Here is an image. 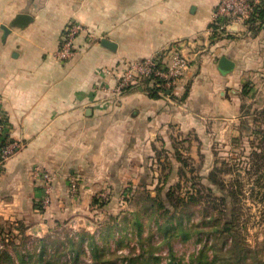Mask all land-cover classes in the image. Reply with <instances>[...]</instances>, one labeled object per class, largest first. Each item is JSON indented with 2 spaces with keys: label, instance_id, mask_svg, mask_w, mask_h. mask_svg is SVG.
I'll return each mask as SVG.
<instances>
[{
  "label": "crops",
  "instance_id": "1",
  "mask_svg": "<svg viewBox=\"0 0 264 264\" xmlns=\"http://www.w3.org/2000/svg\"><path fill=\"white\" fill-rule=\"evenodd\" d=\"M218 2L0 0V107L26 145L0 170V219L15 193L32 190V169L52 172L66 195L72 179L92 191L106 176L139 175L140 161L160 150L218 158L212 145L234 140L252 112L243 110L256 94L264 99V20L214 31ZM73 23L83 27L78 51L63 60L57 51ZM174 49L190 67L172 89L143 79L115 91L126 64L169 63ZM223 57L233 68L220 67Z\"/></svg>",
  "mask_w": 264,
  "mask_h": 264
},
{
  "label": "rangeland",
  "instance_id": "2",
  "mask_svg": "<svg viewBox=\"0 0 264 264\" xmlns=\"http://www.w3.org/2000/svg\"><path fill=\"white\" fill-rule=\"evenodd\" d=\"M252 102L234 140L229 133L212 145L213 160L160 150L140 161L139 175L106 176L92 191L72 179L66 195L54 184L46 193L34 173L43 168L32 169V190L15 193L0 219V264H211L232 248L224 226L233 213L247 262L264 264V187L250 159L264 99Z\"/></svg>",
  "mask_w": 264,
  "mask_h": 264
},
{
  "label": "built area",
  "instance_id": "3",
  "mask_svg": "<svg viewBox=\"0 0 264 264\" xmlns=\"http://www.w3.org/2000/svg\"><path fill=\"white\" fill-rule=\"evenodd\" d=\"M263 4L264 0H219L214 12L213 30L223 33L231 26L245 24ZM82 29L79 23H73L68 27L63 44L58 51L60 59L66 60L76 55L78 47L75 41ZM189 67V58L178 49L173 50L169 63H164L159 58H151L141 63H128L121 70L122 74L119 76L115 91L121 93L140 80L147 79L155 89L164 94L178 83ZM106 72L112 73L113 70H106ZM10 130L0 107V170L25 146L22 141L11 137ZM34 173L35 178L44 186L46 193H50L55 180L54 174L47 170H36ZM45 203L47 204L48 200H45Z\"/></svg>",
  "mask_w": 264,
  "mask_h": 264
},
{
  "label": "trees",
  "instance_id": "4",
  "mask_svg": "<svg viewBox=\"0 0 264 264\" xmlns=\"http://www.w3.org/2000/svg\"><path fill=\"white\" fill-rule=\"evenodd\" d=\"M264 20V4L259 6L254 15L248 19L247 22L249 23H255V22H263ZM153 93H157V91H154ZM261 114H264V110L260 112ZM261 126L259 125V128L255 131L259 138H258V146H255V142L253 143V151H251V161L253 164H256L257 166V182L260 184V186L264 187V117L260 119ZM240 172V171H238ZM218 173H212L210 174L211 181L213 183H217L220 185H224L222 181L216 180V176ZM182 200V199H181ZM224 203L226 204V199L224 200ZM233 216L228 218V221H226L224 228L226 229L229 236L233 239V245L229 252L222 253V256L219 254V251H215L214 255L210 259L209 263L211 264H249L247 262L248 254L247 251L249 249L246 248L244 245H240L239 239L236 235L232 233V228L234 227V220H236L237 214L233 213ZM233 220V221H232ZM232 234H231V233ZM235 251V259H233V253ZM199 260V259H198ZM99 259H96L95 264H98ZM198 264V263H196Z\"/></svg>",
  "mask_w": 264,
  "mask_h": 264
},
{
  "label": "water",
  "instance_id": "5",
  "mask_svg": "<svg viewBox=\"0 0 264 264\" xmlns=\"http://www.w3.org/2000/svg\"><path fill=\"white\" fill-rule=\"evenodd\" d=\"M29 17L27 16H23V17H19V21H27ZM104 43L108 46V47H112L111 46V42L109 41H104ZM220 67L224 68V69H231L233 68V62L230 61L228 58L223 57L220 62H219Z\"/></svg>",
  "mask_w": 264,
  "mask_h": 264
}]
</instances>
